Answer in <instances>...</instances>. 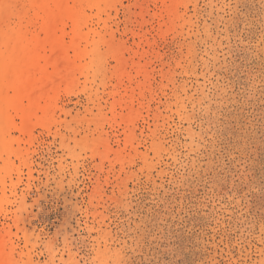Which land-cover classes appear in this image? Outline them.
I'll use <instances>...</instances> for the list:
<instances>
[{"label": "rangeland", "instance_id": "rangeland-1", "mask_svg": "<svg viewBox=\"0 0 264 264\" xmlns=\"http://www.w3.org/2000/svg\"><path fill=\"white\" fill-rule=\"evenodd\" d=\"M0 264H264V0H0Z\"/></svg>", "mask_w": 264, "mask_h": 264}]
</instances>
